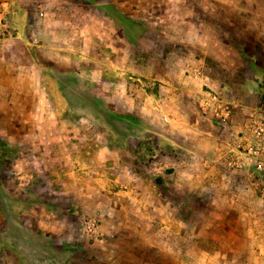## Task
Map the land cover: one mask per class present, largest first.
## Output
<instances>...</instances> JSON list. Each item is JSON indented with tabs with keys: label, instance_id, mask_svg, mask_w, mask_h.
Segmentation results:
<instances>
[{
	"label": "crops",
	"instance_id": "0c3cea01",
	"mask_svg": "<svg viewBox=\"0 0 264 264\" xmlns=\"http://www.w3.org/2000/svg\"><path fill=\"white\" fill-rule=\"evenodd\" d=\"M248 2H252L253 6L248 7ZM235 3L240 5L238 9L226 11L230 12V16L237 10L240 13V43L230 34L226 35L228 40L223 45L219 39H209V30L186 21L180 22L183 16L192 14V9L177 8L171 10V17L163 13L151 14V20L157 21L148 25L146 31L162 34V41L149 36L152 45L138 47L129 38L126 49L120 40L118 27V32L113 31L111 43L105 45L102 42L99 52L94 51L91 39L84 41V0H11L7 17L9 37L0 41V142L21 150L16 154L17 159L37 162L39 171L35 168L36 181L46 182L47 179L50 184L53 182L52 169H56L57 161L73 160V145L77 143L76 137L56 135V127L63 113L68 114L72 110L68 106L70 100L63 104L57 97L112 95L116 107L113 108L115 118L120 122L122 120L123 132L130 138L122 141L123 145L129 144L130 158L143 161L142 148L148 142H154L164 149L158 157L170 154L173 159L180 160L183 154L190 153L194 159L204 160V165L209 167L207 175L213 176L211 180H215V176L227 178L229 175L232 178L234 175H247L250 190L252 188L257 195L249 174L229 171L226 163V172L218 169L216 158L226 150L223 146L225 140L222 143L221 139L224 136H220V129L203 115L200 104L202 89L212 85V80L216 78L215 67L228 60L231 62V55L239 57L251 67L239 93L240 99H233L250 109L264 102V0H235ZM158 15L159 19H156ZM228 26L231 28L232 24ZM194 27L198 29V35L188 36L194 32ZM216 32L230 33L226 27L224 31L216 28ZM218 34L214 35L218 38ZM187 39H192L189 46L184 43ZM149 48L152 53L148 55ZM89 64L99 66L95 71L94 66ZM109 64L112 70L106 68ZM85 80L88 84L86 88ZM226 86L219 85V88ZM135 87H139L137 92L141 93L138 99ZM98 101L103 102L101 98ZM228 126L224 130L232 135V142L235 133L245 130L244 114L237 111ZM79 140L80 143L84 142L83 137ZM58 144L65 147L72 144L69 147L71 152H57ZM121 147L120 143L118 157L126 154L124 147ZM231 147L229 144L227 150ZM92 156L96 161L103 159L96 152ZM7 158L6 161L11 156L9 158L8 154ZM99 166L84 163L87 170L84 171V200H78L75 196L67 203L54 201L52 206L63 208L59 211L62 213L82 208L83 204L84 208L87 207L89 200L86 193L91 190L101 192L103 188L99 184ZM162 170L163 167L160 172ZM67 174L75 172L70 168L64 173L65 176ZM71 175L66 182L58 183L59 188L65 191L68 184L73 183ZM116 182L117 194L129 192L127 182ZM212 185L217 187L216 180ZM224 186L231 190L234 183ZM34 201L22 199L17 205L10 206L16 208V213L12 210L11 215L7 212L6 217L1 216L4 221H0L3 224L0 226V255L6 259L9 254H14L12 245H16L15 254L26 264H62L59 256L66 255L65 252L58 253L57 247L49 244L52 234L38 231L37 221L34 218L29 220L31 216H27L28 206L34 209L41 204ZM164 201L162 206L172 204L169 199ZM102 228L106 235L105 228ZM46 242L48 246L45 248ZM68 257L67 262H70L71 257ZM81 257L80 264H84V255L81 254Z\"/></svg>",
	"mask_w": 264,
	"mask_h": 264
},
{
	"label": "rangeland",
	"instance_id": "374dc122",
	"mask_svg": "<svg viewBox=\"0 0 264 264\" xmlns=\"http://www.w3.org/2000/svg\"><path fill=\"white\" fill-rule=\"evenodd\" d=\"M251 3L248 2L247 6L252 7ZM239 7L235 0H84V41L91 39L94 51L101 52L102 42L105 45L111 43L113 31L116 32L119 27L123 48L128 49L129 38L138 47H150L152 38L158 42L164 39L160 33L146 31L148 25L157 21L151 20V14L163 13L171 17V10L184 8L192 9V14L183 16L180 22L186 21L209 30L208 38L219 39L222 45L227 42L226 35L229 34L240 43V13L238 10L231 16L230 12L227 13L230 8ZM172 18L175 19L174 16ZM225 27L230 33L216 32V28L224 31ZM197 30L194 27V32L188 36L198 35ZM191 40L184 41L185 46L191 45ZM148 51L147 54L152 53L151 48ZM231 58V62L228 60L215 67L216 78L212 80V85L202 89L203 92L222 91L232 99H240L239 93L251 67L237 56L231 55ZM90 65L94 66L95 71L99 66ZM107 67L112 70L111 64ZM219 85L227 86L219 88ZM84 87H88L86 80ZM134 89L138 99L141 94L137 92L139 87ZM113 97L88 94L57 97L63 104L70 100L68 106L72 110L68 114L63 113L56 127V135L76 137L77 143L73 145L72 153L76 154L73 160L57 161L56 169H52L53 182L50 184L47 179L46 182L36 181L35 168L39 171L37 162L17 159L16 154L21 150L0 142V221H4L2 218L7 216V212L10 215L12 210L17 212L16 208L10 206L17 205L18 201L37 200L42 208L37 206L32 209L28 206L27 216H31L29 220L34 218L37 221L38 231L52 234L49 244L56 246L58 253L65 252L66 255L59 256L62 264H80L83 258L81 254L84 255V264H264V202L258 199L252 188L250 190L247 175H234L233 179L229 175L227 178L215 176L216 187L212 185L215 183V180H211L213 176L207 175L209 167L204 165L205 161L194 159L190 153H186L187 156L183 154L180 160L167 154L157 157L149 165L130 158L129 144H122L123 140L130 138L123 132L122 120L120 122L115 118ZM100 98L103 102L98 101ZM211 123L220 129V136H224L221 139L222 143L225 140L223 146L226 150L216 158V165L226 172L224 156L228 152L227 146H234L245 130L235 133L230 142L232 135L230 137L224 130L229 126ZM80 137H83V143H80ZM120 143L126 154L118 157ZM71 145L65 147L58 144L56 150L69 153ZM93 152L103 159H93ZM114 153L116 156L112 158ZM8 154L11 158L6 161ZM84 163L94 167L101 165L99 184L103 185L102 191L86 193L89 202L85 208L81 204L82 208L59 212L63 208L53 207L54 201L67 203L75 196L78 200H84V171H87ZM161 167L163 170L160 172ZM70 168L75 174L65 176L64 173ZM69 175L74 184L69 183L64 191L58 183L66 182ZM116 180L127 182L129 192L117 194ZM231 182L234 186L228 190L224 185ZM167 199L172 204L162 206V201ZM21 212L24 213L22 209ZM93 217L106 231V235L97 241L87 238L82 231L83 220ZM44 246L46 248L48 243ZM16 249V245H12L14 254H9L6 259L0 255V264H26L15 254ZM68 256L71 257L70 262H67ZM24 259L27 261V258ZM109 260L115 262L110 263Z\"/></svg>",
	"mask_w": 264,
	"mask_h": 264
},
{
	"label": "built area",
	"instance_id": "2783aa9c",
	"mask_svg": "<svg viewBox=\"0 0 264 264\" xmlns=\"http://www.w3.org/2000/svg\"><path fill=\"white\" fill-rule=\"evenodd\" d=\"M11 0H0V41L9 37L7 17ZM203 115L222 126L229 125L236 112L245 116V132L238 136L234 146L225 155L227 169L249 174L260 201L264 202V102L250 109L238 104L227 92L206 91L201 95ZM83 234L90 239H99L105 232L95 218L82 223Z\"/></svg>",
	"mask_w": 264,
	"mask_h": 264
},
{
	"label": "trees",
	"instance_id": "16d2710c",
	"mask_svg": "<svg viewBox=\"0 0 264 264\" xmlns=\"http://www.w3.org/2000/svg\"><path fill=\"white\" fill-rule=\"evenodd\" d=\"M262 90L264 94V87L262 88ZM142 149H143L142 160L146 165L153 163L155 159L159 156V154H161L162 151L164 150L157 143L154 142H148L147 144L144 145Z\"/></svg>",
	"mask_w": 264,
	"mask_h": 264
}]
</instances>
